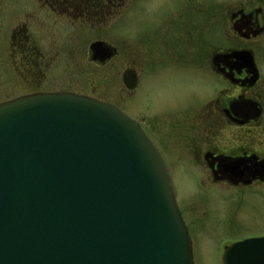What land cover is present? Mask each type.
<instances>
[{
    "label": "rangeland",
    "instance_id": "374dc122",
    "mask_svg": "<svg viewBox=\"0 0 264 264\" xmlns=\"http://www.w3.org/2000/svg\"><path fill=\"white\" fill-rule=\"evenodd\" d=\"M94 1L97 9L84 14L62 0H0V103L35 93L71 92L112 104L139 120L150 118L155 123L149 133L167 157L189 230L192 264H223L232 245L264 238V185L234 188L212 180L203 163L185 164L182 140L171 126L202 99L204 77H214L209 67L214 54L251 50L264 84V37L242 41L230 21L241 9L264 11V0ZM95 42L115 49L114 58L95 64L90 52ZM183 61L196 63L190 69ZM129 69L141 79L134 93L122 82ZM187 75L196 78V87L178 82ZM209 88L215 91V82ZM214 124L225 123L218 118ZM206 133L198 132L196 140L210 137L208 146L235 152L238 132L226 130L217 143L216 133ZM239 135L246 148L264 153V132L254 128Z\"/></svg>",
    "mask_w": 264,
    "mask_h": 264
},
{
    "label": "water",
    "instance_id": "95a60500",
    "mask_svg": "<svg viewBox=\"0 0 264 264\" xmlns=\"http://www.w3.org/2000/svg\"><path fill=\"white\" fill-rule=\"evenodd\" d=\"M90 51L94 63L113 58L104 42ZM228 58L256 76L251 52ZM123 84L135 91L137 72ZM220 169L236 182L252 172L241 160ZM254 169L263 175L264 162ZM223 263L264 264V238L233 245ZM0 264H192L167 167L135 120L73 93L0 103Z\"/></svg>",
    "mask_w": 264,
    "mask_h": 264
},
{
    "label": "flooded vegetation",
    "instance_id": "af4514ba",
    "mask_svg": "<svg viewBox=\"0 0 264 264\" xmlns=\"http://www.w3.org/2000/svg\"><path fill=\"white\" fill-rule=\"evenodd\" d=\"M164 20H166V18L163 19V21ZM230 21L234 33L242 41L251 42L264 37V11L262 8L254 10H238L231 14ZM112 50L114 58L116 51L113 48ZM240 51L252 52L249 49H234L227 52L217 53L212 56L209 67L212 70L214 77L211 78V75L208 76L205 72L206 77L204 78H206V83H204L205 86L202 87V89L205 90V93L203 94L202 99L198 104H195L194 109L189 108L191 110L182 116V121H178L174 127L171 126L172 130L176 131L177 136L182 140V142H179V147L185 150V158H187L185 164L190 163L189 165L197 166L198 164L203 163L205 164L212 180L225 183L234 188L264 185V174L259 176L254 172V167L256 165H261L264 162V153H261L256 149L252 150L246 148L243 144L244 136L239 135L240 133L244 134L246 129L254 128L260 132H264V126L262 125L264 121L263 76L256 62L255 65L257 72L256 76H254L252 74L253 71L247 69L243 64L229 58L227 59V56L231 53ZM180 56L183 57V54ZM195 63L196 61H183V64L181 65L193 69ZM195 79L194 76L187 75V78L184 76L180 77L178 82L187 83L190 86L196 87L193 85V82L196 83ZM255 79L256 81H254ZM212 80L215 82V91L210 92L209 86L214 83ZM140 82L141 79L139 75V85ZM136 91L129 92L134 93ZM248 102L257 105V111L260 112L259 118L252 119L250 116H252L253 113L248 109L241 107L240 104ZM234 105H239V107L232 108ZM218 118H220L225 124H222V126L215 125V120ZM134 119L138 121L143 131L155 144L167 165V157L161 151L156 142H154V138L149 133V130L155 122L153 121L152 124L148 117H145L143 120L137 118ZM206 124L211 125L207 126ZM206 128L209 130H205ZM230 128L233 129L234 132H238L235 152L220 149L219 147H215V145H213V147L208 146L209 144H207V140L210 137L207 139V136H204L207 140L203 142L197 141L195 137L198 132L206 133L208 131L207 133H209L210 131H213L216 133V135H212L215 138L213 139V143H217L219 142V139H222L219 138V135L223 134L226 130L229 131ZM185 158L182 157L184 160ZM236 160L243 161L247 169L252 170L251 173L245 172L244 178L238 182L234 181L229 174L224 173L220 169V164L222 162H232ZM168 171L171 175L169 168Z\"/></svg>",
    "mask_w": 264,
    "mask_h": 264
},
{
    "label": "trees",
    "instance_id": "16d2710c",
    "mask_svg": "<svg viewBox=\"0 0 264 264\" xmlns=\"http://www.w3.org/2000/svg\"><path fill=\"white\" fill-rule=\"evenodd\" d=\"M45 1V0H42ZM56 1V0H53ZM111 1V0H110ZM63 3H65L68 6H71V8L75 7L79 11H81L84 14H88L91 10L97 9L95 7V1L94 0H62ZM51 1L49 2V4ZM84 4V5H83ZM83 5V6H82Z\"/></svg>",
    "mask_w": 264,
    "mask_h": 264
}]
</instances>
